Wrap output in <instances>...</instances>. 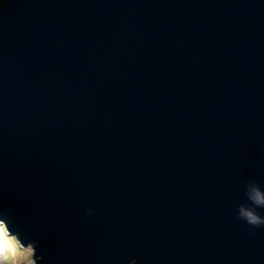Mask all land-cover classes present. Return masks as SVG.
<instances>
[{
    "label": "water",
    "instance_id": "obj_1",
    "mask_svg": "<svg viewBox=\"0 0 264 264\" xmlns=\"http://www.w3.org/2000/svg\"><path fill=\"white\" fill-rule=\"evenodd\" d=\"M253 181L264 0H0V219L36 264H264Z\"/></svg>",
    "mask_w": 264,
    "mask_h": 264
},
{
    "label": "rangeland",
    "instance_id": "obj_2",
    "mask_svg": "<svg viewBox=\"0 0 264 264\" xmlns=\"http://www.w3.org/2000/svg\"><path fill=\"white\" fill-rule=\"evenodd\" d=\"M33 243L23 244L0 219V264H36Z\"/></svg>",
    "mask_w": 264,
    "mask_h": 264
},
{
    "label": "clouds",
    "instance_id": "obj_3",
    "mask_svg": "<svg viewBox=\"0 0 264 264\" xmlns=\"http://www.w3.org/2000/svg\"><path fill=\"white\" fill-rule=\"evenodd\" d=\"M245 196L248 204L238 207V216L252 226L264 225V216L257 209H264V189L256 182H250L245 187Z\"/></svg>",
    "mask_w": 264,
    "mask_h": 264
},
{
    "label": "trees",
    "instance_id": "obj_4",
    "mask_svg": "<svg viewBox=\"0 0 264 264\" xmlns=\"http://www.w3.org/2000/svg\"><path fill=\"white\" fill-rule=\"evenodd\" d=\"M16 236H18V234L16 233ZM19 237V236H18ZM34 245V244H33Z\"/></svg>",
    "mask_w": 264,
    "mask_h": 264
}]
</instances>
